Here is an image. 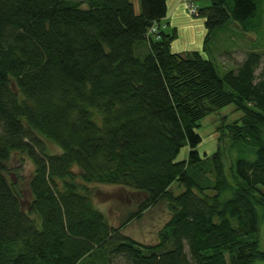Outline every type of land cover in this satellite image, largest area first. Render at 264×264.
<instances>
[{"label":"trees","instance_id":"1","mask_svg":"<svg viewBox=\"0 0 264 264\" xmlns=\"http://www.w3.org/2000/svg\"><path fill=\"white\" fill-rule=\"evenodd\" d=\"M167 1L140 0L137 12L132 0H0V264L264 262L262 53L221 74L214 58L174 52L178 31L161 23ZM188 1L205 18L207 47L229 23L259 28L256 0ZM230 104L244 113L227 126L228 168L221 147L202 157L197 128ZM36 133L62 151L48 152ZM15 152L35 166L29 210L7 175ZM93 183L148 197L115 226ZM160 201L171 216L157 242L123 231Z\"/></svg>","mask_w":264,"mask_h":264},{"label":"rangeland","instance_id":"2","mask_svg":"<svg viewBox=\"0 0 264 264\" xmlns=\"http://www.w3.org/2000/svg\"><path fill=\"white\" fill-rule=\"evenodd\" d=\"M132 1L135 4L136 11L140 12V0ZM256 1L259 2L258 12L254 19V22L259 25L257 30L254 32H245L242 28H238L234 23H229L228 25L221 27L214 35L211 42H209V48H212L213 50L219 48L217 56L219 61H217V64L219 65L221 74H223V67L232 66L233 64L235 65L236 59H243L246 52L245 50L247 49H256L262 53V63L257 70V74L260 75L264 72V0ZM193 4L196 5V3ZM187 10L188 14L193 17L195 22L193 26L196 31H199L200 21L203 22V28L206 26L205 18L203 16L192 14L189 11L188 6ZM163 25L166 26L165 24ZM178 39L179 38L176 40ZM233 45H237L235 46V49L240 48L239 50L242 51L236 50L232 54L225 53V51L229 52L234 50ZM222 51H224L225 54L221 56L220 53ZM243 51H245L244 54L242 53ZM184 55L186 56L187 54L184 53ZM227 88L229 87L227 86ZM243 113L242 110L236 108L235 104H230L214 111L201 120V126L197 128L202 136V141L198 146V150L203 158H206L207 156L212 157V154L221 147L225 154L226 165L230 168L236 152H234L233 149H230L232 138L227 126L235 121H239ZM35 135H37L39 140L46 145L48 152L60 153L62 151L61 148L51 140L38 133ZM188 155L189 146L185 145L181 149L177 160L186 159ZM6 165L9 179H11L12 174L15 176L16 183L14 184L17 185L21 194L24 209L29 210V205L33 200V194L29 184L35 169L32 159L27 154L15 152L11 156V159L6 162ZM89 186L93 192L95 204H97V207L106 214L107 218L115 226L119 225L129 213L136 211L139 205L144 203L148 197L146 192L136 191L122 185L93 183ZM172 189L175 194H179L184 190V186L175 181L172 185ZM261 215H263L262 210ZM170 216L171 211L168 202L160 201L156 205L148 208L141 218L135 219L127 224L123 231L133 238L143 241V243H155L158 240L159 230L163 227ZM261 219L258 236L260 247L264 250V216H261ZM117 264L126 263L118 260ZM257 264H264V262H258Z\"/></svg>","mask_w":264,"mask_h":264},{"label":"crops","instance_id":"3","mask_svg":"<svg viewBox=\"0 0 264 264\" xmlns=\"http://www.w3.org/2000/svg\"><path fill=\"white\" fill-rule=\"evenodd\" d=\"M187 1L188 0H168L167 1V16L161 20L162 24H165V29L169 32L172 31L174 28L178 31V40H174L172 42V50L174 52L183 54L186 53L187 55L198 51L206 58H214V60H218V51L219 48L216 50H213L212 48H209L205 46V37L207 35V28L206 26L203 28L202 24L203 22H199V31H196L194 28V20L193 17H191L188 14L187 10ZM202 22V23H201ZM238 28L241 29L240 25L237 23H234ZM233 42V41H232ZM235 46L233 45V49L229 52L225 51V53H234L236 50H239L240 48L235 49ZM245 50V49H244ZM250 49L245 50L246 52ZM221 51V49H220ZM242 51V50H239ZM243 51L242 53L244 54ZM245 52V53H246ZM222 53V54H221ZM220 55L222 56L224 51H222ZM243 59L235 60V65L232 66H225L223 67L224 70L231 69L233 67H236L237 63L241 62ZM233 62V61H232ZM234 63V62H233ZM143 242V241H142Z\"/></svg>","mask_w":264,"mask_h":264},{"label":"built area","instance_id":"4","mask_svg":"<svg viewBox=\"0 0 264 264\" xmlns=\"http://www.w3.org/2000/svg\"><path fill=\"white\" fill-rule=\"evenodd\" d=\"M188 9L189 11L194 14V15H198V7L197 5L193 4L192 2H188L187 3ZM158 26L157 24L154 25V27L151 30H157Z\"/></svg>","mask_w":264,"mask_h":264},{"label":"bare ground","instance_id":"5","mask_svg":"<svg viewBox=\"0 0 264 264\" xmlns=\"http://www.w3.org/2000/svg\"><path fill=\"white\" fill-rule=\"evenodd\" d=\"M163 27L165 28L166 26L163 25ZM158 31H159V30H154V31L151 30V31H150V34H152V35H153V34H156V33H158ZM135 239H136V238H135ZM136 240H138L139 242H142V241L139 240V239H136Z\"/></svg>","mask_w":264,"mask_h":264},{"label":"water","instance_id":"6","mask_svg":"<svg viewBox=\"0 0 264 264\" xmlns=\"http://www.w3.org/2000/svg\"><path fill=\"white\" fill-rule=\"evenodd\" d=\"M11 181L13 182V183H16V179H15V176L12 174L11 175Z\"/></svg>","mask_w":264,"mask_h":264}]
</instances>
